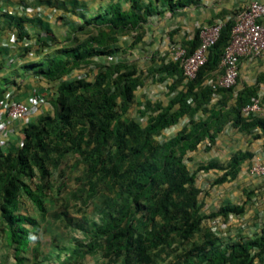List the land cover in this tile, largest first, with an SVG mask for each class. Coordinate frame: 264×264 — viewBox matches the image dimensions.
<instances>
[{
	"label": "trees",
	"instance_id": "16d2710c",
	"mask_svg": "<svg viewBox=\"0 0 264 264\" xmlns=\"http://www.w3.org/2000/svg\"><path fill=\"white\" fill-rule=\"evenodd\" d=\"M153 1L171 10L199 2L149 0L143 4L131 0L124 9L120 2L111 0L96 12H89L73 1L74 6L65 8L61 17L70 32L60 46L53 45L50 36H37L36 47L24 46L16 55L0 59V68L15 73L0 87V99L7 92L21 98L41 80L54 87L49 97L52 112L22 128L20 145L0 151V231L15 257L27 248L39 225L20 212L21 199L43 210L42 197L53 189L54 173H60L62 163L76 155L77 163L85 167L88 196L102 194L99 223L88 229L89 252L100 249L119 264H154L167 251L172 252L170 264H254L255 258L264 259V227L252 238L224 245L210 229L202 228L205 218L243 214L244 205L225 204L201 214V189L185 163L188 152L205 139L212 144L228 122L242 131L264 129V117H244L241 112L255 96V86L235 93L232 87L215 91L203 84L218 69L233 22L226 21L209 48L206 63L185 84L178 63H158L154 55L151 57L148 76L156 82L173 78L167 87L174 93L165 105L151 100L139 103V111L146 114L141 115L146 117L143 125L128 115L134 92L144 83L138 66L126 60L104 62L105 56L121 50L116 46L120 36L138 30L147 16L161 12ZM5 16L13 20V16ZM11 20L20 38L28 36L22 33V19ZM73 33L84 37L68 43ZM183 44L191 52L199 44L198 31ZM92 61H97L92 79L65 78ZM19 68L25 69L24 74H16ZM215 92L221 97L212 103ZM184 116L188 121L174 135L162 141L155 138ZM250 156L248 151H239L224 165L210 161L198 169L222 170L214 180L219 184L233 179ZM174 243L177 247L173 248ZM17 259L21 262L23 258Z\"/></svg>",
	"mask_w": 264,
	"mask_h": 264
},
{
	"label": "rangeland",
	"instance_id": "374dc122",
	"mask_svg": "<svg viewBox=\"0 0 264 264\" xmlns=\"http://www.w3.org/2000/svg\"><path fill=\"white\" fill-rule=\"evenodd\" d=\"M99 11L102 12L101 9ZM155 26L158 25H153L152 28L148 27L146 31L149 33ZM52 27L55 31H58L56 21L53 22ZM69 32H66L63 37L64 39H67ZM147 32L146 34L143 32V41H138L139 43L136 44L135 49L131 46H128L129 50L125 49V54H128L130 62L138 66L144 77V83L136 90L135 100H133L128 110V115L138 120L142 125L145 121L139 120L138 115L146 114L144 112L145 108H142L144 113L139 111L140 100L143 101L142 99L146 95L151 98L155 96L163 98L166 94L173 93L169 89L167 91L164 85L159 84L152 80L151 76H148V67L151 61L149 62L142 55L148 46L147 40L149 39L146 38ZM74 34L68 40V43H74L77 38L81 40L84 37L81 33H76V36ZM132 35L130 37L131 42L133 40ZM60 43L58 42V45ZM90 64L93 68L86 66L88 72H92L95 75L97 61H92ZM24 71V68H19L16 74L22 75ZM14 75V71H10L6 77L0 78V87H3L5 82L9 81ZM45 83L54 90L52 83L43 81L42 85ZM220 97L221 95L219 94L216 98H213L212 103L216 102ZM138 98H140L139 102L136 101ZM47 108L50 113L52 111L51 103L48 104ZM184 117L186 118L187 116ZM182 118L178 124L172 126V129L162 130L155 138L162 141L167 138L166 136L173 134L177 127H182L188 121L184 123L181 121ZM10 141L11 144L15 145L17 140L11 137ZM206 152L201 147L185 157L187 168L195 173V185L201 189L199 194L201 214L206 215L225 204L244 205L246 201H250L252 196L255 195V191L245 187L247 179L243 174L223 183L216 184L214 180L222 173V170L217 168L208 170L198 169L199 165H202L203 161H206L203 158L208 154ZM77 162L78 157L70 155L67 161H64L61 165V174L58 172L54 173V177L52 178L53 189L46 196L42 197L43 210H39L28 199H21L20 212L36 219L39 224L35 229L36 236L29 241L27 248L15 257L13 247L8 244L3 232L0 231V264H119V262H114L104 256L102 250L98 248L94 253L89 252L87 246V241L90 239L88 229L99 223V208L102 194L98 193L96 196H88L87 186H85L83 179L85 167L82 163ZM247 167L243 169L246 175ZM247 222L243 214L219 215L205 218L202 222V228L210 229L219 237L222 245H224L228 242L249 239L260 233L262 227H253V224L249 223V225ZM26 226L31 227L30 224ZM172 247H177V243H174ZM171 253V251H167L165 254H161L154 261V264H170L172 259ZM17 257L23 258L22 261L19 262ZM254 264H264V259L260 260V257H257Z\"/></svg>",
	"mask_w": 264,
	"mask_h": 264
},
{
	"label": "crops",
	"instance_id": "0c3cea01",
	"mask_svg": "<svg viewBox=\"0 0 264 264\" xmlns=\"http://www.w3.org/2000/svg\"><path fill=\"white\" fill-rule=\"evenodd\" d=\"M73 1L77 2V4L75 3V6L81 5L83 8L88 9L89 12H96L100 7H105L107 4H109L111 0L27 1V4L33 5L35 9L41 10L39 16L36 15L35 12L27 14L16 12L13 14L7 13L0 15V20L2 21L3 27V31L0 33V59H2L4 56L12 57L16 55V53H18L25 46L24 42L19 37L20 31L18 30V27L14 23L10 22L11 19L8 21L5 15L13 16L14 21L15 18L18 21L19 19H22L21 26L24 27L22 33L24 34L27 32L28 36L26 37L29 39V41L33 39L35 40L37 36L44 38L50 36L51 39H53L52 41H54L53 45H57L58 43H56V41L63 42V37L67 32V27L61 22V17L66 13V10H64L65 8L74 6ZM116 1L120 2L124 9H128L131 2V0ZM140 1L143 4H146L149 0ZM250 1L251 0H199L197 4H189L184 7L173 8V10H171L168 6L162 8L159 6L157 1H153V3L157 5L158 8H161V12L147 16L145 22L142 24V27H140L138 30L131 31L130 33L120 36L116 46L123 49L124 51L125 49L129 50L128 46H131L135 49L136 44L140 41H143L144 34L147 32V28H152L153 25H158L153 27L149 33L147 32L146 38L149 39L147 40L148 46L142 54L144 58L150 55L156 56L159 49L161 51L173 40H178L182 43L184 40H190L196 32V28L199 24L212 23L217 19L233 16L237 9L243 7ZM20 2L21 0H6L3 1L2 4L10 10ZM71 18L76 21L79 20L78 16L74 14H71ZM54 21H56L58 31H55V29L52 27ZM262 21L264 22V18ZM11 33H14L18 36L17 41H12L10 39ZM131 35L133 36L132 42L130 38ZM159 36H161L160 44ZM148 61L150 62L151 60ZM8 73V69L0 68V78L3 79V77H6ZM263 78L264 56L257 58H243L240 60L239 74L236 84L232 87L233 91L237 93L245 86H255L257 90L259 88H264ZM39 83L42 84L43 80H41ZM44 85H46V83ZM135 92L133 100H135ZM173 93L170 92L163 98L159 96L150 98L152 99L151 101H160L165 105L171 99ZM148 98L149 97L146 95L142 100L144 101ZM139 99L140 98L136 99V101L139 102ZM143 101L140 100V102ZM230 102L233 103L234 101L230 100ZM49 103L40 105V107L34 113H32L30 119L35 121L41 115L49 113L47 108ZM262 117H264V115ZM187 120V117H183L181 121L185 123ZM12 128L13 129L12 133L10 134L9 141L0 147V151L2 152H6L8 149L20 145L22 139V127L17 125L12 126ZM181 128L182 127H177L173 134L166 137L174 135ZM168 129H172V127H169ZM11 137H14L17 140L15 145L11 144ZM201 147L207 151L206 153H208L206 157H203L206 161H203L202 164H206L210 161H216L219 163V165H224L228 162L233 154L239 151H248L251 153V156L246 158L241 163L239 171L236 175L237 177L238 175L243 174L247 179L245 187L254 190L255 195H257L252 196L250 201L245 202L243 217H246V220L248 221L247 223L253 224V227H264V176L251 177L248 174L246 175V173L243 171V169L246 168L248 164L254 160L262 159L264 157V129L256 127L250 131H242L232 126V124L228 122L216 135L215 141L212 144H210L208 140L205 139L198 144L195 150L200 149ZM195 150L188 152L187 156H189V153H193Z\"/></svg>",
	"mask_w": 264,
	"mask_h": 264
},
{
	"label": "built area",
	"instance_id": "2783aa9c",
	"mask_svg": "<svg viewBox=\"0 0 264 264\" xmlns=\"http://www.w3.org/2000/svg\"><path fill=\"white\" fill-rule=\"evenodd\" d=\"M0 0V15L2 13H33L40 15L41 10L35 9L28 2L36 0H21L13 9H7ZM264 1L251 0L243 7L237 9L233 16L217 19L212 23L199 24L196 28L198 31L199 44L189 52L187 46L178 40L171 41L167 47L159 51L155 59L161 62H176L181 66L183 80L185 84L196 77L199 69L206 63L209 48L216 42L220 35V31L226 21L233 22L230 29V38L227 45L223 49L217 71L211 76H207L203 80L205 86L212 90L227 89L233 87L238 78L240 60L243 58H257L264 56ZM3 31L2 21L0 20V33ZM194 36V35H193ZM10 39L17 41L18 36L11 33ZM25 46L34 48L36 40H30L22 37ZM20 39V40H21ZM126 50H119L111 55L105 56L104 62L111 63L117 61H129ZM151 55L146 60H151ZM93 68L90 64L88 65ZM97 70V69H96ZM96 73V72H95ZM94 74L88 72V68L81 67L75 69L71 75L65 77L67 79L90 80ZM173 78H167L161 82L168 90L167 86L172 82ZM53 92V88L40 83L33 86L28 92L23 94L21 98H14L11 92H7L0 100V147L9 141L12 133V126L24 127L29 121L32 113H34L42 104L49 103V97ZM218 93L213 94L216 98ZM264 88H259L251 102L242 107L241 112L244 117L251 114L257 116L264 115ZM212 98V99H213ZM147 100H152L150 97ZM191 102V99H188ZM139 120L146 117L138 115ZM179 122V121H178ZM177 122V123H178ZM176 123V124H177ZM174 124V125H176ZM171 125L169 127H172ZM185 125V124H184ZM183 125V126H184ZM169 127L165 128L168 129ZM247 174L251 177L264 176V157L251 162L247 167Z\"/></svg>",
	"mask_w": 264,
	"mask_h": 264
}]
</instances>
